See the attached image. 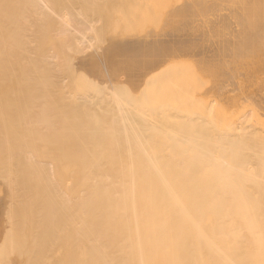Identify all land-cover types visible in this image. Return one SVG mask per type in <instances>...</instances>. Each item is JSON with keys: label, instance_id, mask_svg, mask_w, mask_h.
Instances as JSON below:
<instances>
[{"label": "bare ground", "instance_id": "1", "mask_svg": "<svg viewBox=\"0 0 264 264\" xmlns=\"http://www.w3.org/2000/svg\"><path fill=\"white\" fill-rule=\"evenodd\" d=\"M0 89L62 264H264V0H0Z\"/></svg>", "mask_w": 264, "mask_h": 264}, {"label": "rangeland", "instance_id": "2", "mask_svg": "<svg viewBox=\"0 0 264 264\" xmlns=\"http://www.w3.org/2000/svg\"><path fill=\"white\" fill-rule=\"evenodd\" d=\"M3 96L0 89V198L1 213L6 206L4 210H8L10 218L6 221L4 210L0 214V264H62L63 236L60 242L56 241L59 237L53 241L56 230L49 220L50 211L44 206L43 217V207L38 205V194L41 195V188L46 185L39 179L23 181L20 172L26 149L46 151L47 160L59 154L64 146L63 123L52 116L50 105L8 100ZM8 167L13 172L10 177H7ZM58 185L63 187V182Z\"/></svg>", "mask_w": 264, "mask_h": 264}]
</instances>
